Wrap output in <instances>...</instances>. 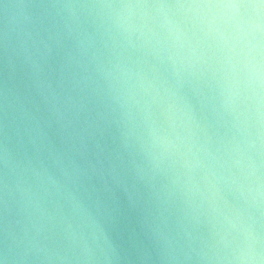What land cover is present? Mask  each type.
Returning <instances> with one entry per match:
<instances>
[{"label": "clouds", "instance_id": "obj_1", "mask_svg": "<svg viewBox=\"0 0 264 264\" xmlns=\"http://www.w3.org/2000/svg\"><path fill=\"white\" fill-rule=\"evenodd\" d=\"M0 264H264V0H0Z\"/></svg>", "mask_w": 264, "mask_h": 264}]
</instances>
